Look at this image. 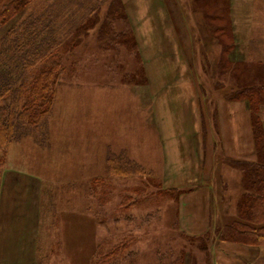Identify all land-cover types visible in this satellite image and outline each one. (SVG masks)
<instances>
[{"label":"rangeland","instance_id":"obj_1","mask_svg":"<svg viewBox=\"0 0 264 264\" xmlns=\"http://www.w3.org/2000/svg\"><path fill=\"white\" fill-rule=\"evenodd\" d=\"M219 1L228 4L234 69L220 64L225 38L215 33L206 0H32L0 26V62L10 55L2 52L7 31L29 16L52 20L64 41L46 139L30 132L7 147L0 264H96L107 253L114 254L108 264L178 257L213 264V241H229L220 232L242 217L249 166L224 157L219 144L211 151L219 100L244 103L259 118L262 138L250 162L264 164V101L253 105L238 94L264 85V0ZM184 61L191 66L181 68ZM175 90L188 115L169 125ZM166 125V136L177 135L169 150ZM202 178L214 193L211 224L191 236L180 225L179 198Z\"/></svg>","mask_w":264,"mask_h":264},{"label":"trees","instance_id":"obj_2","mask_svg":"<svg viewBox=\"0 0 264 264\" xmlns=\"http://www.w3.org/2000/svg\"><path fill=\"white\" fill-rule=\"evenodd\" d=\"M31 1L0 0V26L11 20L19 11H23ZM205 4L209 12L216 15L215 33H221V37L225 38L222 42L224 51L220 64L230 68L233 66L234 69L236 65L229 60L233 36L228 20V4L219 0H206ZM52 22L48 19L44 21L37 15L29 16L18 29L12 27L5 35L9 44L2 52H8L10 55L0 62V174L6 163V151L10 143L30 132H34L38 140L46 139V122L52 111L56 85L64 72L58 57L64 41L56 35ZM94 23L93 20L90 24ZM67 45L74 46L72 43ZM248 86L250 87L238 94L248 98L253 105L261 104L264 101V85ZM250 115L258 152L257 143L262 138L259 118L252 113ZM260 150L264 152V147ZM236 162L249 164L244 169V195L238 204L242 217L227 224L220 232L221 238L264 246V164L244 160ZM118 165L123 166L122 160H118ZM123 245L125 244L121 242L116 248L120 247L118 250L123 252ZM113 255L105 254L96 264H108ZM173 264H184V260L178 257Z\"/></svg>","mask_w":264,"mask_h":264},{"label":"crops","instance_id":"obj_3","mask_svg":"<svg viewBox=\"0 0 264 264\" xmlns=\"http://www.w3.org/2000/svg\"><path fill=\"white\" fill-rule=\"evenodd\" d=\"M178 65L183 69L187 68V65L191 66L190 62L187 61L183 63L179 62ZM200 77H202V75ZM178 93L179 92L176 93L175 90L168 94L170 97L167 98L166 105L171 107L176 105L177 107V112L174 114L171 112L172 115H170L169 125H171L173 119L176 120V116L181 118L183 115H188L183 113L184 103L186 102L185 96L182 94L179 95ZM218 105L220 115L219 133L216 137L215 126L212 124V138L214 141L211 144V151L213 152L215 146L219 144L220 152L227 159L254 161L257 155L252 131L251 115L248 107L244 103L226 99L219 100ZM195 115L198 120V124L196 121V130H198V128L200 130L204 114L200 111ZM169 125L162 128L164 136L171 130V128H166ZM182 131L183 130L180 132ZM175 137H177L175 134L173 136H166L168 145L165 147H167L168 150L171 149L170 145H172L171 142L175 140ZM181 153L182 149L179 150V154ZM169 155L173 156L172 153ZM200 176L201 174H198L190 178L194 181V179H198ZM204 177L206 176L204 175ZM182 180V177L176 178V181H178L176 185L182 186ZM202 180L205 183L187 190V192H184L179 198L178 214L180 225L183 230L191 236H200L206 233L208 231V226L211 224L212 197L214 193L212 185L207 183L208 180L205 178H202ZM212 249L213 264H264V246L214 240Z\"/></svg>","mask_w":264,"mask_h":264}]
</instances>
